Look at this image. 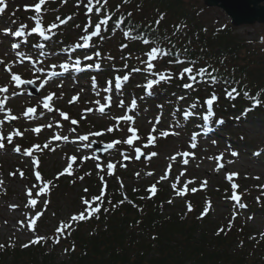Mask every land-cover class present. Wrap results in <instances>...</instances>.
Returning <instances> with one entry per match:
<instances>
[{
  "label": "snow or ice",
  "instance_id": "6c2138e0",
  "mask_svg": "<svg viewBox=\"0 0 264 264\" xmlns=\"http://www.w3.org/2000/svg\"><path fill=\"white\" fill-rule=\"evenodd\" d=\"M67 2L68 0H59L60 5L67 4ZM55 3H57V0H37L34 4H26L23 6L24 11H32L34 13V15L27 17L33 22L31 26L23 22L18 23L17 18L10 21V26L0 28V46H3L5 41L8 42L5 53L7 59L0 58V68H3L9 78L7 84L0 86V113L6 112L4 118L0 119V151H7L10 147L13 153L22 154L24 157L30 158L34 168V176L38 182L30 187L26 186V201L23 207L29 211L23 213L24 219L17 221V230L26 229L32 234L31 239L21 244V248L24 249L34 245H41L42 243L47 244L49 241L54 245H58L61 238L70 237L72 231L75 230V226H78L81 222H88L93 218L99 220L101 214L107 216V214L115 212L119 206L125 203L132 204L139 211H143L140 206L129 199L123 179L117 175L118 166L120 170L126 171L128 164L124 163V161H141L142 157H144L145 161H151L159 153L156 151H145V149L156 148L160 139H167L170 136L179 139L182 132L187 129V122H191L192 118L198 115L201 117V130L192 131L187 141V147L191 151H177L168 157L169 163L166 164L163 174L144 189L147 196H140L139 198L141 200L152 199L159 191L157 185L163 182H169L173 190V195L167 200L169 205L173 204L176 198L185 199L189 193H197L201 189H206L208 186L206 179L199 182V187H190V185H195L197 181L194 178L181 180V177H184L187 171L184 166L189 165L190 160H196L195 150L199 146V138L202 135V131L206 134V132L212 131L213 124L224 125L226 123L223 117H216L214 111V104L220 99L215 91V86L220 83L226 86L224 89L225 99L234 101L242 94L246 100L252 102L249 107L242 111L240 116L234 118L237 121L242 117H246L248 112L253 111L255 107L264 104V100H262L264 88L257 86V91L252 94L251 90L242 81L224 76L220 69L210 63L198 66V59L189 58V49L186 46L183 48L177 46L173 38L176 37L178 39L181 30L187 29L186 23L181 22L172 25L173 30L171 33L160 34L159 29L166 13H159L154 22L144 24L133 18L132 11H122L123 6L130 3V0H121V3L115 9L108 7L109 0H86V2L85 0H76V8L81 5L85 8L87 22L83 27L80 23L74 24V30L79 34L74 41L66 43L59 39L64 34L62 26L66 27L74 19V16L79 13L68 14L65 18L55 15L53 21L46 22L44 18L49 12L56 13L59 11V7H50ZM8 7V0H0V17L3 16ZM19 10L20 8L17 7L11 13V16L15 17L16 12ZM137 10H142V5L138 4ZM93 16L97 17L95 22ZM113 17H116V19L113 20ZM110 21L112 22V27L109 30ZM222 27H226V25ZM117 31L121 32L123 38L117 49L121 53L119 57L113 56L109 50L103 49L104 42L108 39H114ZM204 31H207V29H204ZM33 34L38 37V40L30 43V37ZM184 34L186 35V33ZM129 42L140 44V51L134 54ZM261 42H264V37H261ZM188 43H191V41ZM81 49H87L88 52L78 55L77 51ZM61 54H64L63 57H61ZM117 59L120 61L119 65L117 64ZM26 61L28 62L27 64L25 63ZM165 62V67H158V65L165 64ZM183 65L188 66L181 67ZM16 67H27L33 78H23V73L13 71ZM93 69L95 73L89 76V80L92 92L96 98L85 102L86 107L82 110L79 119L55 107V101L63 98V91L57 95L56 91L47 90V94L40 96L36 105L26 107L20 116L13 115L11 108H5L10 98L25 94L28 86H35L32 91L39 89L44 92L51 83L60 80V83H56L55 87L63 89L65 74L91 72ZM173 69H176V71H173ZM105 72L110 73V75L105 77L104 86L101 87L98 76ZM137 74L145 77L144 82L136 84L137 88L144 89V93L138 97L133 96L126 103L124 89L132 81L133 76ZM185 79L188 82H183ZM174 80L181 81L180 87L188 90V92L184 95H177L173 92L171 97H174V100L170 97L165 101L170 106V111L167 114V127H163L162 123L165 119V103L157 104L158 112L156 116L148 121L152 125L151 128L146 135H141L137 126V117L140 115V102L146 103L148 98H154V88H158L162 83L171 86ZM77 83L79 81L74 79L73 84ZM200 84L213 88V91L204 99L203 103H201L199 96L193 95L189 99L190 94L199 92L198 85ZM82 93H84V88H81L76 95L72 96L68 103L70 105L75 104ZM114 93L120 94L115 107L120 109L121 113L112 116L111 122L106 127L90 130L84 134H80L76 128L72 127L69 129L72 134L71 139L70 135L55 131L42 144L34 143L23 150L20 144L15 143L16 138L24 137L25 132H31L39 137L45 129H53L54 127L63 129V122H67L70 125H79L81 121H87L89 114L97 112L102 117L107 116L114 105ZM28 94L31 95V92ZM232 106L235 107V104ZM38 108L41 109L39 113L37 112ZM144 111H148V109L146 108ZM45 113H55L60 117V120H56L54 123L36 124L35 127L25 128L23 131L16 127H13L7 133L4 131L3 126L6 122L11 123L21 118L35 121L43 117ZM92 127L94 128L95 126L93 125ZM115 133H121L122 135L117 137ZM105 135H112L114 138L103 142V147L101 148L99 147L100 141L98 138H102ZM61 142L65 144L71 143L74 147L78 144L77 151L70 156L64 153L65 167L56 173L54 179L45 180L41 172L36 170L41 164L37 154H43L46 150L55 153L58 148H61ZM94 143L97 144L96 148H93ZM212 143L215 145L217 142L213 140ZM119 146H123V149ZM82 149L91 150V155H84L81 152ZM112 151H115L120 159L101 158L97 154L99 152L110 153ZM230 155L238 157L239 153L231 151ZM254 155L259 156L260 153L256 152ZM177 157H180L179 161H177ZM208 159L217 161L215 171L219 173L224 170L226 172L225 178L230 183L231 194L225 196V200L232 203L231 219H229L227 226L230 231L239 214L237 209L243 210L247 208V204L241 202L243 193L237 191L239 185L234 182V177H239V173L227 170L226 165L234 163V160L224 161L223 152L217 156L208 157ZM88 160H92L95 163L96 174L100 182L98 194L82 195L80 197L81 208L71 213L66 219H59L53 236L39 234L38 221H41L49 209L51 190L57 186L54 180L58 181L61 177L68 176L72 177L70 183L75 185L77 180L83 181L85 176L90 177L92 175L91 171L76 176V171ZM174 164L182 168L178 176L172 174ZM17 173L21 179L25 178L24 171L20 169L12 171L8 175L15 177ZM146 175L153 176L154 173L147 172ZM134 176L139 179L140 172H135ZM106 177L115 179L119 185L122 199L115 203L108 196L109 186ZM255 179H259V177H255ZM2 185H4V180L0 179V186ZM258 187L264 189V185H259ZM3 190L6 194V189ZM132 191L136 193L140 190L133 188ZM83 192L88 193L89 189L85 187ZM256 200L259 203L260 197H256ZM106 203L111 207L105 206ZM185 206L186 212L181 219H184L187 213L193 211V204L190 200H186ZM9 207L15 210L20 206L11 204ZM160 207H163V204ZM211 208L212 202L207 199L206 206L197 218L203 219L208 215ZM52 215L55 217L56 213L53 212ZM248 219L251 220L253 217L249 216ZM7 223L5 221V224ZM139 223L140 221H137V224ZM221 233L226 234L224 226L218 228L215 234L219 236ZM260 236L261 239H264V233H261ZM156 238V236L152 237V239ZM250 239H256V237L253 236ZM242 245L243 242L241 241ZM7 247L15 248V243H10ZM5 248L6 245L0 243V250ZM69 250L65 248L64 252L67 253ZM71 251H75L74 243L71 246Z\"/></svg>",
  "mask_w": 264,
  "mask_h": 264
},
{
  "label": "rangeland",
  "instance_id": "374dc122",
  "mask_svg": "<svg viewBox=\"0 0 264 264\" xmlns=\"http://www.w3.org/2000/svg\"><path fill=\"white\" fill-rule=\"evenodd\" d=\"M37 0H8L9 7L4 13V16L0 20V28L10 26V21L18 18V23L23 22L27 23L29 26L32 25V21L27 19L28 13L24 11L23 6L26 4H34ZM200 5H204L203 0H198ZM65 5V4H64ZM19 7L20 10L16 12L15 17L11 16V13ZM68 6L65 5V11H67ZM48 16H51L48 14ZM78 17H74L72 21H70L67 26H64V34L59 37V39L67 42L74 41L76 38H67V34H73L74 24L78 23ZM230 16L226 14L220 8H211L209 12V17L207 18V26L209 29L214 30L215 28L228 25L230 21ZM73 25V26H72ZM234 34L238 39L251 43L253 42V46H256L259 42H261V37H264V24L262 23H253V24H244L240 26L234 25ZM76 35V32H75ZM15 39V38H13ZM68 40V41H67ZM8 42L5 41L3 46H0V58H5V53L7 51ZM255 44V45H254ZM262 47L264 46V42H262ZM118 43L115 42L114 39L106 40L103 44V47H107V50L116 55L120 54L118 52ZM251 48V47H250ZM27 50V49H26ZM82 51V49H81ZM88 52L85 51V53ZM78 55H82L79 50L77 51ZM64 54H61L63 57ZM26 64L28 62H25ZM119 62L117 61V64ZM13 71L23 73V78L30 79L32 77V73L28 70L27 67H16ZM65 79L63 80L64 87L63 89H57L55 87L56 83H60V80H56L54 83H51L44 92H39L37 96L30 97L28 95V91L25 94L10 98L6 103L5 108H11L13 115L20 116L26 107L36 105L40 96L47 94V90L56 91L57 95L63 91L64 96L62 99L55 101V107L60 108L70 114V116L79 119L82 110L86 107V101L94 100L96 97L91 89V83L89 80V76L84 73H71L65 74ZM105 77L100 74L98 76L99 84L101 87L104 86ZM8 74L0 68V86L8 83ZM78 80L79 83L73 84V80ZM145 77L143 75L137 76L134 75L132 78V83H129L130 86L126 87L124 91L125 102L133 95V89L136 88L137 83L144 82ZM81 88H84V93L81 94L80 99L75 104H69L68 101L72 96L76 95L77 92L80 91ZM157 94V92H156ZM209 95V94H208ZM119 93H114V105L111 111L108 112L107 116L102 117L98 112L94 114H89L87 121H81L79 125H70L67 122L64 123L63 129L53 128V129H45L41 132L39 137L31 132H25L24 137L16 138L15 143H18L22 146V150L31 146L34 143H43L49 136L55 132L60 131L62 134L70 135V139L72 138V134L69 132V129L74 127L80 134H84L90 130H98L106 127L111 122V117L114 115H118L121 113V110L115 107V103L119 98ZM156 96V95H155ZM156 101L152 104L141 102L140 103V115L137 117V126L140 129L141 135H146L148 130L151 128V124L148 121L151 118H154L158 112L157 104L165 103L161 100ZM149 109H148V107ZM170 108L168 104L165 103V108ZM148 109V111H144V109ZM41 111L40 108L37 109L39 113ZM167 110H165V119L162 122L163 127H167L168 119H167ZM264 113L262 116L258 118H253L252 114L245 117L242 120V125L233 126L237 130L238 138L241 141L238 142L236 150L239 153L238 157H233L230 155V152L234 149L230 147L228 143L234 142L233 137L236 134V130H233L231 135L229 129H223L222 135H219L214 138V140L219 143L207 144L210 141H205V139L199 138V146L195 150L196 151V160L191 161L190 164L184 166L187 168L185 172V176L181 177V180L184 179H195L197 183L195 185H190L199 187V182L202 180L208 181V186L204 189L207 194L204 197L211 199L212 208H211V222L213 225H224L229 223V219H231V209L232 203H229L225 200L226 195L231 194L230 183L226 180V172L221 170L219 173L215 171L217 167V161L214 159H208V157L217 156L219 153H224V161L234 160V163L227 164L226 168L231 172H238L239 177H234V182L239 185L237 191L239 193H243L242 201H246L247 208L238 211V216L236 220L242 219L247 224L249 229H252L254 236L257 238H261L260 234L264 233V189L259 188V185H264V152L260 156L254 155L255 149H263L264 151ZM6 115V112L0 113V119H3ZM56 120H60V117L55 113H45L43 117L38 118L35 121H28L24 118H21L18 121H12L11 123L6 122L4 127L5 133L11 131L13 127L19 128L23 131L25 128L35 127L36 124L41 123H50L55 122ZM95 126L94 128L92 126ZM234 133V134H233ZM236 134V135H237ZM121 133H115V136H121ZM189 133L182 132V135L179 139L175 137H168L167 139H160L158 142V146L152 149H145V151H156L159 155L153 158L151 161H145L144 158L141 161L129 162L125 161L124 163L128 164V169L120 170L118 166L117 175L123 179L125 190L127 194L132 195V189L137 188L141 192L145 191L144 189L154 183L158 177L163 174L166 164L169 163L168 157L173 155L177 151L188 150L187 141H188ZM243 137V139H241ZM114 138L112 135H105L102 138H98L100 144ZM232 140V141H231ZM236 142V141H235ZM208 145V146H207ZM234 146V145H233ZM123 149V146H119ZM77 146H73L71 143H63L61 142V148H58L55 153L48 152L47 150L43 154L39 155L41 160V164L38 169L41 172L42 177H45V180L54 179L56 173L63 169L66 165V160L64 158V153H67L69 156L77 151ZM62 149V150H61ZM81 152L84 155H91V150L82 149ZM108 159H120L119 155L112 151L106 154ZM103 158V157H101ZM180 160V157H177V161ZM106 162V161H105ZM78 163V162H77ZM87 165L85 167V172L91 171L92 175L86 176L83 181L77 180L76 184L70 188L61 189L57 188L56 193L50 195V206L46 211L45 215L42 217L41 221H39V234L53 236L55 227L58 224L59 219H66L71 213L80 209V197L83 194V188L87 187L88 179L93 181H98L97 170L95 168V163L92 160L86 161ZM199 165V167H197ZM20 169L24 171L25 178L21 179L19 174L15 177H10L8 174L12 171H16ZM140 172V178L137 179L134 176L135 172ZM182 168L177 164L173 165L172 174L179 175ZM147 172H153V176L146 175ZM44 173V174H43ZM123 174V175H122ZM255 177H259V179H255ZM72 178V177H71ZM88 178V179H87ZM0 179L4 180V185L0 186V243H15L17 246L21 247V244L26 243L29 239L32 238V234L25 230H17L18 225L17 221L24 219L23 213L29 211L23 207L26 197H25V188L26 186L30 187L32 184L38 183L34 176V168L30 158L24 157L22 154H16L11 151L9 147L7 151H0ZM64 180H68L67 176L63 177ZM108 179V184L112 188H115L119 191V185L115 179ZM100 184H95L97 193L99 192ZM158 188L163 187L167 198L169 199L173 195V190L170 187L169 182H163L157 185ZM3 189H6V194ZM226 190H228L226 192ZM185 199L176 198L173 201V204L170 207V212H174L176 215H183L186 212V200H190L193 202L194 207L198 205L196 203V199L190 195ZM202 196L201 193H199ZM260 197V202L258 203L256 197ZM234 203V202H233ZM17 204L20 207L13 210L10 209L9 205ZM55 212L56 216L53 217L52 213ZM252 216L253 219L249 220L248 217ZM5 221L8 223L5 224ZM90 229V228H87ZM88 231V230H86ZM257 240V239H256ZM264 241V239H263ZM43 244V243H42ZM45 245V250L47 253H50L52 250L50 247V241ZM41 256V254L39 255ZM54 258L57 263H60L64 260L69 259V254L64 252V248L59 249L56 253H53ZM17 261L13 258L8 259L7 264H15ZM19 264H24L23 261L19 262Z\"/></svg>",
  "mask_w": 264,
  "mask_h": 264
},
{
  "label": "trees",
  "instance_id": "16d2710c",
  "mask_svg": "<svg viewBox=\"0 0 264 264\" xmlns=\"http://www.w3.org/2000/svg\"><path fill=\"white\" fill-rule=\"evenodd\" d=\"M68 1L65 4L68 6L66 12L62 10L65 8L64 5L59 4V0L50 7H59L60 12L62 11L61 17L78 12L77 16L82 21L83 27L87 20L85 8L83 5L76 8V0ZM120 3L121 0H109L108 7L115 9ZM138 4L142 5L140 11L137 10ZM200 4L198 0H130V3L123 6L122 11H132L133 18L144 24L154 22L159 13H166L159 29L160 34L171 33L172 25L186 23L187 29H182L179 38L174 37L173 40L178 47L186 46L189 49V58L198 59V66L205 63L212 64L220 69L224 76L242 81L252 94L257 91V86L264 88V53L258 52L260 48H250L248 43L238 39L231 25L221 29H208L206 23L210 10ZM115 19L116 17H113V20ZM111 27L110 21L109 30ZM116 33L115 38L120 44L123 39L122 34L120 31ZM189 41L191 43H188ZM130 48L134 52L140 51L141 45L130 42ZM161 65H166V62ZM183 82L186 83V80ZM181 83L179 80H174L171 86L161 84L159 90L162 92L165 89L169 95L177 91L188 92L180 87ZM200 86L201 84L198 85L199 92L195 93V96L201 97L203 103L202 89L206 85L202 84V88ZM249 103L251 104V101L246 100L241 94L229 104L223 101L220 106L223 112L236 117L242 106ZM233 104L235 107L232 106ZM262 105V108L256 110L253 118H258L264 113V104ZM231 121L235 122V119ZM83 174L80 168L76 171V176ZM71 179L69 177L68 180L63 178L54 180L57 186L51 190L52 194L56 193L57 188L63 190L72 187ZM87 183L89 192H83L82 195L98 194L95 184L100 183L91 179H88ZM131 194L128 196L129 199L143 211L125 203L107 216L101 214L99 220L93 218L88 222H81L75 226L71 236L61 238L58 245L50 241L52 249L50 253L46 252L44 244L24 249L16 244L15 248L7 247L10 244L7 243L6 248L0 250V264H7L9 258L16 260L15 264L21 261L24 264H264V241L257 236H255L257 240L250 239L254 234L244 221L235 219L229 231L228 223L216 226L210 224L211 211L203 219L197 218L204 209L203 203L198 205L194 212L187 213L185 218L181 219L185 213L178 216L170 212L171 205L167 203L168 198L164 189H160L152 199L141 200L139 198L143 196L141 191L136 193L132 191ZM205 194L207 193L198 195V198L204 197ZM108 196L113 203L122 199L120 191L110 186ZM161 204L163 207H160ZM105 206L111 207L107 203ZM137 221L140 223L137 224ZM221 226L225 227L226 234L221 233L217 236L215 233ZM153 236L157 238L152 239ZM73 243L75 251H71ZM62 248L70 249L67 252L69 259L57 263L52 255Z\"/></svg>",
  "mask_w": 264,
  "mask_h": 264
},
{
  "label": "water",
  "instance_id": "95a60500",
  "mask_svg": "<svg viewBox=\"0 0 264 264\" xmlns=\"http://www.w3.org/2000/svg\"><path fill=\"white\" fill-rule=\"evenodd\" d=\"M207 6H218L232 18L235 26L264 23V0H204Z\"/></svg>",
  "mask_w": 264,
  "mask_h": 264
}]
</instances>
